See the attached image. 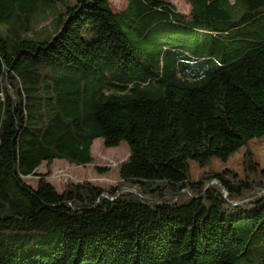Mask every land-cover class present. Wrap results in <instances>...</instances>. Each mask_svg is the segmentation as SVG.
<instances>
[{"label": "trees", "instance_id": "trees-1", "mask_svg": "<svg viewBox=\"0 0 264 264\" xmlns=\"http://www.w3.org/2000/svg\"><path fill=\"white\" fill-rule=\"evenodd\" d=\"M57 1L0 0V264H264V168L205 169L264 137V0ZM97 139L116 187L38 175Z\"/></svg>", "mask_w": 264, "mask_h": 264}, {"label": "rangeland", "instance_id": "rangeland-1", "mask_svg": "<svg viewBox=\"0 0 264 264\" xmlns=\"http://www.w3.org/2000/svg\"><path fill=\"white\" fill-rule=\"evenodd\" d=\"M164 1L173 5L177 13L185 16L187 19H190L192 7L189 0ZM232 2H234V0H232ZM110 3L115 13H121L126 9L128 0H110ZM68 5H70V0H59L51 9L53 15L49 12L41 18V20L47 21V24H50V26L52 25L50 27V31H55V18L57 19L60 12L66 9ZM91 153L94 159L92 165L78 167L68 163L67 161L58 160L50 166L43 164L38 170V175L50 172L52 175L49 180L57 188L59 193H62L64 188H66L70 183H82L84 181L92 182L104 189H110L119 185L120 166L129 158L128 145L126 143H121L118 147L107 148L105 147L102 139H97L93 143ZM247 153H252L253 158L259 163V165H261L262 168H264V137L248 142L247 145L235 152L227 162L213 159L212 164L205 169L208 171L214 170L217 173H221L223 170L229 169L236 172L240 176H244V160ZM190 166L191 178L193 180H198L204 169H201L194 161H190ZM99 169L103 172H100ZM23 181L33 188L38 186V178L36 177L24 178Z\"/></svg>", "mask_w": 264, "mask_h": 264}, {"label": "water", "instance_id": "water-1", "mask_svg": "<svg viewBox=\"0 0 264 264\" xmlns=\"http://www.w3.org/2000/svg\"><path fill=\"white\" fill-rule=\"evenodd\" d=\"M215 183V182H214ZM217 183V182H216ZM126 191H128V190H125L124 192H126Z\"/></svg>", "mask_w": 264, "mask_h": 264}]
</instances>
